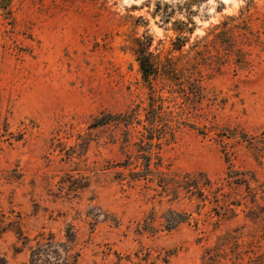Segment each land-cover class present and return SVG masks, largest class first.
<instances>
[{
    "label": "rangeland",
    "instance_id": "1",
    "mask_svg": "<svg viewBox=\"0 0 264 264\" xmlns=\"http://www.w3.org/2000/svg\"><path fill=\"white\" fill-rule=\"evenodd\" d=\"M189 18L175 51L174 22ZM220 31L228 46L216 52ZM146 38L170 74L154 83L148 114L166 140L149 171L132 174L152 148L137 124L150 91L133 53ZM190 65L200 92L182 74ZM123 114L131 127H94ZM170 211L185 219L167 230ZM68 230L77 264L264 263V0H10L0 10V264H31V246ZM226 234L238 238L223 245Z\"/></svg>",
    "mask_w": 264,
    "mask_h": 264
},
{
    "label": "trees",
    "instance_id": "2",
    "mask_svg": "<svg viewBox=\"0 0 264 264\" xmlns=\"http://www.w3.org/2000/svg\"><path fill=\"white\" fill-rule=\"evenodd\" d=\"M206 0H190L191 4H200L201 2H204ZM10 0L6 3L3 0H0V10H7L9 7ZM5 5V6H4ZM170 21V16H166L165 22ZM194 22L189 18L188 20H177L174 22L173 30L176 32V37L173 42V49L175 51H181L182 48L185 46L187 42H189V37L193 32V27H189V24H193ZM222 31L216 33L213 38L210 40L211 43H214L216 48L214 49L216 52L219 50H223L226 46H228V40H225L226 38L220 37L219 35ZM146 41H142L140 39H137L135 41L136 45L133 49V53L135 55V59L138 63L140 73L142 75V79L145 82L146 86L148 87L150 91V96L148 97L147 103L144 108V118L143 120H137L138 125H140L141 129L144 131L143 139L146 142L150 143L152 145V148L149 150L143 152L142 155H144V159L142 160V168H140L136 172H132V174H140L144 173L146 171H149L150 169V163L151 158L157 153L154 151H157L159 149H154L153 145H160L163 143L166 138H163L162 136H155L152 131H149L150 126H155L158 124V115H154L152 120L148 118L149 111L151 109H157L158 103L155 102V98L158 97L159 92L154 88V83L158 80L160 76H166L169 77V71H165L162 69V63L159 61L150 51V38H146ZM235 47V45H234ZM211 49V51H212ZM213 50V51H214ZM224 51H227L224 49ZM207 55H209V49L205 51ZM197 52H195V55L197 56ZM201 56H206V54L203 52ZM191 65L189 66V68ZM167 68V67H166ZM186 68L182 70V74L184 73L185 78L188 79L187 82H189L188 86H190V82H194L197 89H199V92L202 90L201 86V75L194 74L195 68H190L189 70L185 71ZM219 71V70H218ZM171 83L176 84L179 79L173 77L172 80H169ZM191 90V95H194L196 91H194L191 88H188ZM194 92V93H193ZM135 119L130 116V114H123V115H116V116H101L99 118H96L94 120V127L104 126L108 124H124L126 127H131ZM142 153V152H141ZM253 204L255 203L252 202ZM172 213L173 220H167L165 227L167 230H171L174 227H176L179 223L184 222L185 214L170 211ZM176 217V218H175ZM16 234L23 240V244H26V241L28 238L26 236H23V232L21 228H16L15 230ZM66 240L64 242H55L53 235L48 234L47 237H43L41 240H39L35 246L30 247V263L31 264H77V258L79 254L77 252H72V247H74L75 243V235L68 230L65 235ZM238 236H234V234H226L220 238V243L223 242V245H227L231 243L232 241L236 240ZM58 247L61 248V250L58 249ZM51 254H54V257L51 256ZM53 258V260H52ZM264 264V263H262Z\"/></svg>",
    "mask_w": 264,
    "mask_h": 264
}]
</instances>
